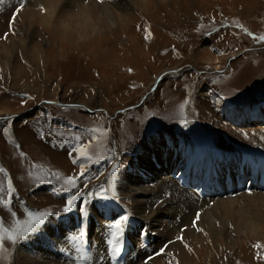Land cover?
Instances as JSON below:
<instances>
[{
	"label": "rangeland",
	"instance_id": "374dc122",
	"mask_svg": "<svg viewBox=\"0 0 264 264\" xmlns=\"http://www.w3.org/2000/svg\"><path fill=\"white\" fill-rule=\"evenodd\" d=\"M27 1L0 2V168L4 169L0 197L8 198L9 180L16 189L9 208L0 204V219L10 226L15 219H26L28 211L55 215L17 244L6 242L10 255L0 253V264H16L14 255L22 245L32 260L51 264H76L80 259L84 264H264V205L256 196H264V120H259L264 113V40L257 39L264 37V0H143L125 10L106 0L112 11L104 18L107 27H96L90 36L72 37L69 42L52 27L30 24L20 16ZM100 15L105 17L102 11ZM241 112L248 116L241 120ZM93 128L101 130L97 139L92 138ZM77 135L80 144L90 142L88 151L94 159L102 157L85 164L83 177L80 162L73 163L79 155L73 151ZM169 135L182 145L213 146L228 157L219 175H214L216 183L202 171L201 176L194 173L182 181L180 166L175 178L168 173L179 188L207 199L212 234L199 224L201 210L190 215L194 240L184 239L189 224L165 213L163 225L170 230L179 227L174 239L160 241L153 234L162 235V223L130 217L126 228L130 230L117 244L113 235L117 229L111 225L133 210L132 199H141L126 190L137 185L127 180V187L123 175L134 178L131 170L144 143ZM151 158L143 157L152 169L160 170L164 164L171 171L163 157L159 163ZM251 167L254 174L247 172ZM69 176L77 178L81 200L65 213L67 197L76 191L66 190ZM228 201L231 210L223 206ZM81 206L86 212L80 211ZM90 207L98 208L97 214ZM80 231L84 236L77 240ZM59 239L66 246L59 247ZM173 242L179 249L165 252ZM115 246L121 248L118 255L112 251Z\"/></svg>",
	"mask_w": 264,
	"mask_h": 264
},
{
	"label": "bare ground",
	"instance_id": "6f19581e",
	"mask_svg": "<svg viewBox=\"0 0 264 264\" xmlns=\"http://www.w3.org/2000/svg\"><path fill=\"white\" fill-rule=\"evenodd\" d=\"M106 0H88L87 3H85V0H34L32 6H27L28 3H30V0H28L25 5L20 8L21 10V15L25 19H29L30 24H34L36 22H40L42 24H45L47 26H50L53 28L54 31H56V34L58 33L61 35L64 39L71 41V38H85L87 36H90L93 32H95L96 27H104L106 28L107 25L103 24L104 23V18L110 17L112 14V11L108 8L109 4L105 3ZM109 2L115 3V5L122 7V10H125L126 8L133 6L135 7L136 5H140L143 0H108ZM164 1V0H163ZM178 1V0H177ZM175 1V2H177ZM189 1V0H188ZM187 1V2H188ZM192 1V0H191ZM154 2V1H153ZM158 2V1H157ZM174 3V0L172 1ZM171 2V3H172ZM197 2V1H196ZM195 2V4H196ZM163 3V2H162ZM166 3V2H165ZM170 3V4H171ZM181 3V2H180ZM185 3V1H184ZM168 4V3H167ZM166 4V5H167ZM194 4V3H193ZM164 5V3H163ZM163 5H160L163 7ZM173 5V4H172ZM180 5V4H179ZM192 5V4H191ZM27 6V7H26ZM181 6V5H180ZM113 7V6H110ZM166 7V6H164ZM168 7V6H167ZM172 7V6H171ZM174 7V5H173ZM172 7V8H173ZM182 7V6H181ZM180 7V8H181ZM186 7V6H185ZM198 7V6H196ZM179 8V9H180ZM188 8V6L186 7ZM190 8V7H189ZM140 9V8H139ZM167 9V8H166ZM165 9V10H166ZM169 9V7H168ZM178 9V8H177ZM194 9V7H193ZM173 10V9H172ZM183 10V9H182ZM263 10V9H260ZM102 11V14H104L105 17L100 15V12ZM181 11V9H180ZM192 11V10H191ZM20 12V11H19ZM157 12V11H156ZM155 12V13H156ZM162 12V11H161ZM160 12V13H161ZM167 12V11H165ZM172 12V11H169ZM175 12V11H174ZM173 12V13H174ZM179 12V11H178ZM189 12L188 9L186 10V13ZM194 12V11H193ZM154 13V12H153ZM163 13V12H162ZM183 13V12H181ZM191 13V12H190ZM165 14V13H163ZM171 14V13H170ZM263 14V13H262ZM118 15V14H117ZM157 16V14H154ZM172 15V14H171ZM117 18V16H114ZM160 17V16H158ZM168 17V15L166 16ZM179 17V16H177ZM193 17V15H192ZM119 18H122V15H119ZM175 18V16H174ZM181 18V17H180ZM188 17H186L187 19ZM158 19V18H157ZM161 19V17H160ZM159 19V20H160ZM185 19V18H183ZM185 19V20H186ZM191 19V18H190ZM115 20V19H113ZM117 20V19H116ZM122 20H125L122 18ZM165 20V19H164ZM180 20V19H179ZM192 20V19H191ZM111 21V20H109ZM153 21V20H152ZM158 21V20H157ZM156 21V22H157ZM163 21V19H162ZM160 21V22H162ZM173 21V20H172ZM178 21V20H177ZM175 21V23L177 22ZM183 21V20H182ZM181 20L179 22H182ZM187 21V20H186ZM106 22V21H105ZM140 22V21H139ZM122 23V22H120ZM164 23V22H163ZM166 23V21H165ZM174 23V24H175ZM152 24V23H151ZM173 24V25H174ZM178 24V23H177ZM123 25V23H122ZM131 25V24H129ZM169 25V24H168ZM164 26V25H163ZM115 27V26H114ZM139 27V26H138ZM157 27V26H156ZM166 27V26H165ZM162 28V27H161ZM49 29V28H47ZM116 29V28H115ZM131 29V28H130ZM138 29V28H137ZM140 29V28H139ZM138 29V30H139ZM160 30V27L156 28ZM174 29V28H173ZM106 30V29H104ZM169 30V29H168ZM181 30V29H180ZM113 31V30H112ZM163 31V30H162ZM183 31V30H182ZM97 32V31H96ZM106 32V31H105ZM110 32V31H109ZM128 32V31H127ZM164 32V31H163ZM167 32V31H166ZM165 32V34H166ZM171 32V30L169 31ZM184 32V31H183ZM182 32V33H183ZM104 33V32H102ZM116 33V32H115ZM132 33V32H131ZM153 33V32H152ZM151 33V34H152ZM173 33V32H171ZM175 35L177 36L179 34L178 31L174 32ZM119 34V33H116ZM125 34V33H124ZM127 34V33H126ZM138 34V33H137ZM169 34V33H168ZM185 34V33H184ZM113 35V34H112ZM136 35V34H135ZM55 36V35H54ZM108 36V35H107ZM149 36V34H148ZM170 36V34H169ZM172 36V35H171ZM180 37V35H178ZM183 36V35H182ZM97 37V36H96ZM99 37V36H98ZM104 37V36H103ZM113 37V36H112ZM129 37V36H128ZM137 38V36H135ZM93 38V36H92ZM95 38V37H94ZM101 38V37H100ZM224 38V37H223ZM91 39V38H90ZM97 39V38H96ZM99 39V38H98ZM104 39V38H103ZM120 39V38H119ZM129 39V38H128ZM56 40V39H55ZM100 40V39H99ZM106 40V39H105ZM111 40V39H110ZM124 40V39H123ZM152 40V39H151ZM83 41V40H82ZM120 41V40H119ZM125 41V40H124ZM123 41V42H124ZM91 42V41H90ZM94 42V40H93ZM104 42V41H103ZM106 42V41H105ZM122 42V41H121ZM151 42V41H150ZM85 43V42H84ZM99 43V42H98ZM107 43V42H106ZM105 43V44H106ZM90 44V43H89ZM102 46V45H101ZM151 46V44H150ZM8 50V49H7ZM253 50V49H252ZM250 51V50H248ZM247 52V51H246ZM248 53V52H247ZM246 54V53H245ZM243 52V55H245ZM2 57V56H1ZM246 60V59H245ZM248 61V58H247ZM256 65V64H255ZM254 65V66H255ZM259 65V64H257ZM256 67L258 68L259 66ZM231 66V65H230ZM229 66V67H230ZM251 66V65H250ZM253 66V65H252ZM253 66V67H254ZM233 68V67H232ZM231 68V69H232ZM244 68V67H243ZM250 68V67H249ZM235 69V68H234ZM254 69V68H253ZM260 69V67H259ZM263 69V68H262ZM260 69V70H262ZM227 70V69H226ZM229 70V69H228ZM240 71V69H238ZM243 70V69H242ZM248 70V68H247ZM258 70V69H257ZM259 70V71H260ZM233 71V70H232ZM235 71V70H234ZM251 71V70H250ZM249 71V72H250ZM253 71V70H252ZM216 72V71H215ZM230 72V70H229ZM241 72V71H240ZM239 72V73H240ZM256 72V70L254 71ZM253 72V73H254ZM264 72V71H263ZM234 73V72H233ZM242 73V72H241ZM247 73V72H246ZM252 73V72H250ZM262 74V71H260ZM248 74V73H247ZM258 74V73H257ZM260 74V75H261ZM263 75V74H262ZM240 76V75H239ZM246 76V75H245ZM248 76V75H247ZM255 77V76H254ZM258 77V76H257ZM261 78L263 76H260ZM237 78V76H236ZM253 80V78L251 77ZM240 80V79H239ZM250 81V80H249ZM233 82V81H232ZM238 84V83H237ZM160 85V84H159ZM253 85V84H252ZM161 87V86H160ZM168 93V92H167ZM172 93V92H171ZM170 94V92L168 93ZM167 95V94H166ZM171 96V95H170ZM169 96V97H170ZM168 98V97H167ZM166 98V99H167ZM172 98V97H171ZM168 100V99H167ZM165 99L163 100L165 103L167 102ZM172 100V99H171ZM170 101V100H168ZM168 103V102H167ZM163 104V102H162ZM164 105V104H163ZM171 105V104H170ZM168 106V104H167ZM55 107V106H54ZM158 107V106H157ZM171 106H169L170 108ZM67 108V107H66ZM65 108V109H66ZM159 108V107H158ZM172 108V107H171ZM68 109V108H67ZM161 109V108H160ZM160 109H157L158 111ZM165 109V108H164ZM174 109V108H172ZM169 110H167L168 112ZM172 111V110H171ZM170 111V113H171ZM161 112V111H160ZM163 113V112H161ZM160 113V114H161ZM165 113V112H164ZM169 114V112H168ZM167 114V115H168ZM55 116L57 114H54ZM53 115V116H54ZM164 114H161V116ZM166 115V113H165ZM177 116V114H175ZM172 114V117L175 116ZM242 115L243 112L238 116L239 118L241 117L242 120ZM51 116V115H50ZM171 116V115H170ZM169 116V118H170ZM248 115H244V117H247ZM57 117V116H56ZM178 117V116H177ZM180 117V114H179ZM234 119L238 118L237 115L233 116ZM259 120H264V113L260 115ZM66 121V120H65ZM170 121V120H169ZM125 122V121H124ZM123 125V124H122ZM63 126V124H62ZM122 127V126H121ZM90 129V128H89ZM94 129V128H93ZM121 130V129H119ZM89 132V131H87ZM91 132V131H90ZM129 133V132H128ZM130 134V133H129ZM117 135H120V131ZM123 135V134H122ZM126 136V135H125ZM120 138V137H119ZM128 138V137H127ZM126 138V139H127ZM260 138V137H259ZM120 139H117L119 141ZM122 140V139H121ZM125 140V139H124ZM99 141V138H98ZM101 142V141H99ZM105 142V141H102ZM116 142V141H115ZM98 143V142H97ZM118 143V142H117ZM120 143V141H119ZM118 143V144H119ZM259 143V142H257ZM102 144V143H101ZM163 144V145H162ZM255 144V143H253ZM263 144V143H262ZM166 145L167 147H164ZM261 145V144H260ZM100 146V143H99ZM102 146V145H101ZM100 146V147H101ZM259 146V145H258ZM95 147V146H94ZM116 147V146H115ZM120 147V146H119ZM102 148V147H101ZM97 147V149H101ZM107 148V147H105ZM104 148V149H105ZM143 150L141 151V156L138 157V160L136 162V166L132 168L131 172L133 173L134 171V178L127 173H124L123 175V180H129L130 184H135L137 187H134L133 185L128 187L129 182L127 181V191L131 194L132 197H141L139 200H134L132 199V211L126 215L129 218L132 217L134 220H142L144 219L143 222L150 223L152 220L160 222V224L164 221L162 218L164 217L163 214L168 213L173 216L174 218L179 217L183 221V225L189 224V227H187L186 231L184 232L183 235H185V238H191L192 240L196 239V236H191L193 234L192 228H190V220L192 216L196 215V210H201V213L198 217L199 219V224L203 223L204 226H206V231H208L210 234H212V229L209 227V224H211V219L210 216H208V213L211 211L209 210L210 208H206L205 204V199H200L198 195L195 194L193 190H188V189H181L177 186V182L170 178L168 173L174 174V178L176 177V174L178 173V170L176 169V166H180L181 169L184 172V177L182 180L186 179V176H189L191 174L197 173V175H200V171L202 173H205L206 176H209V181L210 182H215L217 179H215V173L219 175V172L222 171L221 168L223 167V164H225L228 161V157L224 155L222 151H219L217 149H214L213 146L207 145L205 147L199 148L196 145H182L181 143L177 142L175 140L174 135H169V138L167 136L165 137H159L156 138L155 140H151L148 143H144L142 145ZM103 149V150H104ZM110 149V148H109ZM96 150V147L93 149V151ZM119 150V149H118ZM141 150V149H140ZM98 151V150H97ZM112 151V150H111ZM102 152V151H101ZM107 152V150H105ZM148 154V155H147ZM152 156V160H156L157 163H159L161 157H163L164 163L167 164V168L170 169L171 166V171H167L166 168L163 167V162H162V169L160 170H155L152 169L147 162H144L145 159L143 157L149 158V156ZM157 157H160L159 159H156ZM230 158V157H229ZM246 158V157H244ZM243 159V158H242ZM253 159V158H252ZM178 160H180L182 163L178 164ZM248 162V161H247ZM235 164V163H234ZM248 165V164H247ZM185 166V167H184ZM227 166V165H226ZM233 166V165H232ZM236 166V165H235ZM245 166V165H244ZM187 167V168H186ZM240 167V166H239ZM250 167V166H249ZM180 169V168H179ZM227 169V168H226ZM228 170V169H227ZM262 171H264V165L261 168ZM238 171V170H237ZM247 172L251 173V169L247 168ZM235 173V172H234ZM245 173V172H244ZM6 174V173H5ZM248 174V173H247ZM7 175V174H6ZM122 175V174H121ZM179 175V174H178ZM243 175V174H242ZM258 175V174H257ZM193 176V175H192ZM201 176V175H200ZM194 177V176H193ZM242 177V176H241ZM249 179V178H248ZM141 180H146L149 181L148 185H145V183L142 186H139V183ZM188 180V179H187ZM14 181V180H13ZM190 181H193L196 183L195 180L190 179ZM205 181V180H204ZM230 181V180H229ZM145 182V181H144ZM231 182V181H230ZM153 183V184H152ZM199 183V182H198ZM255 183V182H254ZM122 184V183H121ZM218 184H225L219 182ZM256 184V183H255ZM15 186V185H14ZM228 184L226 185L225 188H227ZM256 186V185H255ZM120 187V185H119ZM254 188V187H253ZM121 189V188H120ZM16 190V189H15ZM210 191V190H207ZM262 191V190H261ZM126 193V192H125ZM123 195V194H122ZM147 197L146 201H143V197ZM258 198L260 199L261 203L264 205V196L261 194H256ZM262 199V200H261ZM111 201V200H110ZM109 201V202H110ZM28 202V201H26ZM114 205L115 203L112 202ZM106 205V204H105ZM232 202H224L223 206L226 207L227 209L231 210L232 208ZM209 206V205H208ZM155 207V208H154ZM135 208V209H134ZM98 209V208H96ZM96 209L93 207H90V210L92 212H95ZM203 209V210H202ZM95 210V211H94ZM97 212V211H96ZM95 212V213H96ZM24 213V212H23ZM150 213V216H146L143 218L144 214L147 215ZM97 214V213H96ZM167 214V215H168ZM170 215V216H171ZM192 215V216H190ZM92 216V215H91ZM106 217V216H104ZM190 217V218H189ZM152 218V219H151ZM156 220H155V219ZM158 219V220H157ZM5 221V220H4ZM9 221V220H8ZM7 221V223H8ZM150 221V222H149ZM10 222V221H9ZM101 222V221H100ZM145 222V223H146ZM171 222V221H170ZM173 222V221H172ZM171 222V223H172ZM6 223V222H5ZM64 223V222H63ZM153 223V222H152ZM166 223V222H165ZM51 224V223H49ZM49 224L48 226H45V229H49ZM62 224V223H61ZM65 224V223H64ZM158 224V223H157ZM174 224V222H173ZM179 224V223H178ZM177 224V225H178ZM73 225V224H72ZM169 225V224H168ZM180 225V224H179ZM192 225V224H191ZM157 226V225H156ZM68 226V228H70ZM161 229H164L162 232V235H158L156 231L153 234L159 238V240L162 238V240H169V239H174L176 235V230L179 227H176V224L174 227H176V230L173 228L170 230V228H167V225H159ZM173 227V226H172ZM129 228L128 224L124 227L125 230H130L126 229ZM198 228V227H197ZM152 229V228H151ZM154 230V229H153ZM123 231V234L120 236V238L126 236L125 232ZM158 231V230H157ZM162 231V230H161ZM54 232V231H53ZM150 232V231H149ZM151 233V232H150ZM195 234V232H194ZM96 235V234H95ZM178 235V234H177ZM160 240V241H162ZM180 240V239H179ZM29 241V240H28ZM126 241V240H125ZM196 241V240H195ZM57 242L60 243L59 247H63L64 245L66 246V243L62 241V239H59ZM158 242V241H157ZM180 242V241H179ZM124 243V241H123ZM190 243V242H189ZM128 244V243H127ZM186 244V243H185ZM48 245H50L48 243ZM195 245V244H194ZM187 246H190L189 244ZM193 246V243H192ZM191 246V247H192ZM22 249L24 248V245L21 247ZM37 248H39V245H37ZM169 249H166L165 252H168L169 250H175L179 249L178 248V243H171L170 246L168 247ZM22 249H18L16 252V264H29L30 262H36L38 264H51V263H41L37 262L36 260H32L31 258L28 257V254L26 253L27 249L24 251ZM31 249V248H30ZM189 249V248H188ZM193 249V248H192ZM43 251V250H42ZM179 251V250H178ZM45 253V252H44ZM154 253V252H153ZM33 254V253H32ZM178 255V253H176ZM35 255V253H34ZM46 255V253H45ZM165 255V254H164ZM49 256V255H48ZM52 256V255H51ZM175 256V255H174ZM36 257V256H35ZM39 259V258H38ZM45 259V258H44ZM54 259V258H53ZM20 260V261H19ZM56 260V259H55ZM58 260V258H57ZM97 260V258L95 259ZM44 261V260H43ZM50 261V260H49ZM60 261V259H59ZM98 261V260H97ZM99 262V261H98ZM154 261L152 260V263ZM58 263V262H57ZM104 263V262H103ZM139 263V262H138ZM137 263V264H138ZM53 264V263H52ZM59 264V263H58ZM92 264V263H91ZM141 264V263H140Z\"/></svg>",
	"mask_w": 264,
	"mask_h": 264
},
{
	"label": "snow or ice",
	"instance_id": "6c2138e0",
	"mask_svg": "<svg viewBox=\"0 0 264 264\" xmlns=\"http://www.w3.org/2000/svg\"><path fill=\"white\" fill-rule=\"evenodd\" d=\"M0 2H3V0H0ZM251 35V33H249ZM259 40H264V37L257 38ZM183 108V105L181 106ZM94 135L93 139H97L96 133L100 132L99 129H91L90 130ZM73 139H75L78 143L74 145L73 151L77 152L79 155L73 159V163L80 162L81 171L79 173V177H83L85 175V172L87 169L85 168V164L90 163H97L99 162V159L102 157H99L97 159L93 158V155H91L88 151V148L90 146L89 143L80 144L79 141L81 140L80 136H74ZM4 169L0 168V172H3ZM113 175H115V169L113 170ZM65 184L68 185L67 191H71L75 189V192H72L71 195L67 197L65 207L63 208V211L65 213L71 212L77 205V202L81 200V194L79 192V188L77 185V178L69 176L65 180ZM63 188L64 185H61ZM0 192H3V188L0 187ZM15 192V189L12 186V181H8V189H7V196L8 198L5 200L2 197H0V204H3L4 207L9 208L12 205V199L13 194ZM80 211L82 213L86 212V208L81 206ZM11 215L13 217H16V212H12ZM52 215H55L54 213H48V212H27V218L26 219H15L14 223L10 226H5V222L3 219H0V253L6 254L5 258H7V255H10L8 253L7 248L5 247L6 242H10L12 245L17 244L19 241L27 238L30 234L36 232L39 230V228L46 223L47 217H50ZM129 217L128 216H121L119 219H117L112 227L117 229V233H114V242L118 244V241L120 239V236L123 234L124 227L127 224ZM84 236V232L80 231L76 237L77 240L82 239ZM79 251V249H77ZM114 254H119L121 251V248L119 246H115L112 249ZM163 251V250H161ZM76 264H84L83 259L77 260Z\"/></svg>",
	"mask_w": 264,
	"mask_h": 264
}]
</instances>
